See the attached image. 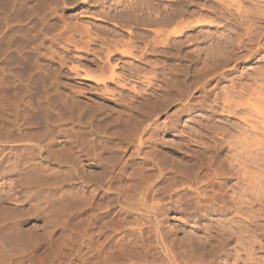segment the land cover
I'll return each instance as SVG.
<instances>
[{
	"label": "rangeland",
	"instance_id": "374dc122",
	"mask_svg": "<svg viewBox=\"0 0 264 264\" xmlns=\"http://www.w3.org/2000/svg\"><path fill=\"white\" fill-rule=\"evenodd\" d=\"M104 1L0 0V264H128L138 249L132 236H124L120 195L138 179L142 162L131 157L138 138L144 147L151 143L153 158L171 176L172 170L209 156L214 141L238 137L246 129L240 114H226L218 103L231 86H252L264 72V39L259 47H249L247 57L245 53L218 70L193 65L185 60L186 54L192 62L198 53L209 61L217 40L242 34L227 20L219 0H160L175 21L189 27L180 35L171 34L175 41L170 50L157 44L154 53L145 42L153 39L152 33L123 28L118 20L106 18L104 10L113 15L121 9ZM243 2L244 7H254ZM109 44L118 45L108 62L114 74L105 87L95 78L107 63ZM129 48L132 55L119 53ZM191 96L196 107L180 111ZM135 106L138 115L130 111ZM255 131L243 138L257 140L260 132ZM221 147L219 159L228 150ZM256 147L245 162L255 187L250 201L243 196L245 215L236 214L231 203L236 190L225 198L230 207L225 215L193 220L187 212L170 210L161 226L168 245L189 241L209 249L217 238L208 234L219 225H247L255 246L250 263L264 264V153ZM235 181L227 183L228 189ZM247 215L254 217L251 226ZM234 246L229 242L230 250ZM240 254L237 264L247 263ZM214 257L210 263L218 264ZM233 259L229 256L228 264Z\"/></svg>",
	"mask_w": 264,
	"mask_h": 264
},
{
	"label": "bare ground",
	"instance_id": "6f19581e",
	"mask_svg": "<svg viewBox=\"0 0 264 264\" xmlns=\"http://www.w3.org/2000/svg\"><path fill=\"white\" fill-rule=\"evenodd\" d=\"M246 1H250L247 2V4L251 3L254 7H252V9L251 7L250 8H248L247 6L244 7L245 4L243 0H219L221 4L219 3L220 6L218 5L220 9L224 12V15L228 16L227 20L231 21L230 23L233 22V24L235 25L234 27H236L238 31H241L242 34L237 32L234 34V37L232 38L226 36L223 37V39L220 38L221 40H217L218 42L216 43L217 45H215L216 47L213 50L210 49L211 51L208 56L209 61L206 59H202L199 53L197 54V56H195V62H192V60H188L189 54H186L184 56L185 60H187V62H191L193 65L201 64L202 66L205 67H213V68L215 67L216 69L217 68L219 69L220 66L221 67L227 66L230 61H237L240 58H243L247 53H251L252 48L249 49V47H253L254 45L259 47L261 45V40L264 39V1L261 0H246ZM104 2L107 5L109 4V2L114 3V4H109V6L114 7V9H117L118 8L117 6L120 5L119 8L121 9V10L117 9V12L114 11L113 15L112 12L110 11L107 12L105 10L104 12L102 11L103 14L106 16V18L108 17L110 20H118L119 25L122 26L123 28L128 27L134 30L145 31V33L146 32L152 33L153 39H151L150 41L145 39L148 49H151L152 53L158 51L157 44H161L162 50H166L167 47H169L170 50L171 43L175 41V39L174 40L171 39V34L174 35L177 33L180 35V33L183 30L188 29L189 27V24L187 23H186L187 25H184L183 22L182 25L181 21L180 23L178 21H175L176 19L175 16H171V12L167 8L166 10L163 9L160 0H105ZM140 28H145V30ZM128 32L130 31H127V33ZM80 33L82 34V32ZM81 34L80 36L83 35ZM146 37L147 36H145V38ZM110 44L107 46V48H105V54H104L105 57L104 59H106L107 63L104 64L102 61V64H104V66L102 67L100 66L99 69L100 73L98 74V77L95 78L96 81L94 80L95 82H97V84L98 82H101L103 86L106 85L105 82L106 80H112L114 74L113 66L109 64L110 63L109 60L111 59V54L116 51L118 44L117 45L114 44L113 46ZM176 46L177 45L175 43V45L173 46L175 47L174 49H177ZM262 46L264 47V44H262ZM130 48L128 49L129 51L122 50L121 52L120 50L119 53H123V54L127 53L132 55L133 51L131 50L132 48L131 49ZM175 54L179 56L180 55L179 50H177ZM115 55L112 54V56ZM247 56L248 54L246 55V57ZM88 74L90 75L91 73ZM149 81L146 83L149 84L150 83ZM253 83L254 84L252 86L241 83L240 85L237 84L238 87H235L234 85L231 86L227 94L224 92L225 93L224 98L220 99L218 104H220L221 106V111L225 112L226 114H231V115L240 114L241 115L239 117L241 119L240 122H243L242 124L246 126L245 128L248 129L247 130L248 132H250L251 129L253 130V128H254V132H256L255 130H257L258 133L260 132L259 136L261 135V138L258 135H256L257 133L255 134L254 132H251L255 134L254 139L258 137L257 140L248 141L247 136L243 138V136L247 134V131L246 129H242L243 130L242 134H239L238 137L230 136V138L226 140L221 138L214 141L213 142L214 145L213 148L210 150L209 156H199L196 159L195 163L190 165L189 167L187 168L178 167V169H175V171L172 170L170 176L163 173L164 170L162 171L160 169L161 166L159 164V161L156 160V158H153L155 152H153L154 147L151 146V143L149 146L146 143L147 146L144 147L145 144L144 143H143L144 145L141 144L142 141H140V139L138 138V142L136 143L134 147V151L131 156V157L135 156L134 158H138V159L140 158L142 162L140 163L141 165H139L140 167L138 171V177H136L138 179L135 182L136 184L134 186L131 187L128 186L129 189L128 190L126 189L125 191H123V194L120 195L123 204L120 206L119 210L123 211V215H124V217L122 218L123 226L127 227L125 228L126 230L124 229L125 230L124 236H126L127 238L129 236H132V238L130 237V239H132V243L134 244L133 247H136V249H138L136 250L134 248V251L136 250L137 252H134V256L130 261L126 259L129 261L128 264H135V263L136 264H211L214 256L215 257L217 256L216 258L219 259L218 264H228L229 256H233L234 257L233 264H237L238 259L241 258L242 256L241 254L239 255L240 252H243V256L247 262L245 264H252L250 263L252 262L251 256L253 255L252 252L255 247L254 241L252 240L253 231L249 229V227L246 224L245 227L232 226L235 225L232 224V222H234L235 220L233 218L234 216L230 219V223L232 225H228L229 223L221 224L216 229V232L214 234L212 232L208 234V237L211 235L212 236L215 235L214 237L217 238L216 246L211 247L209 249L207 248V246H205L206 244L203 246L202 244H198V245H194V243L188 244L189 241L187 244L181 243L179 245H175V244L168 245L167 241H165L164 236L161 232V226L163 222L166 221L167 218L166 215L168 214V212H170V210L181 213L187 212L186 214L192 216V218H194L193 220L205 219L209 215L227 214L230 211V207L227 201L225 200V198L230 190L232 192L234 190L237 191V193L235 192L238 195L236 198L234 197V195L231 196V203L232 205H234L235 208L234 210L237 212L236 214H241L242 212V215H245V212H243V207H241L243 205V201H246L243 200V196H245V198L249 200V198H251L250 196L254 193L253 191L255 188L254 186H251L253 184L251 183L252 176L251 175H250L251 177L249 176L250 174L248 171L249 167L245 164V162L248 160V158L249 159L251 158L250 157L252 155L251 150H253V148L254 149L257 148L256 146H258V149L260 147L264 153V109H263L264 72L263 71L259 72L258 76L254 78ZM176 87L177 86H175V89ZM202 87H204V84L202 85ZM109 96L113 98L114 101L119 100L117 98V95L112 94V96L111 95ZM194 98L195 97L193 96L188 97L181 105L180 111L188 112V109L196 107ZM214 100H219L218 96ZM119 102L121 103V101ZM211 109L213 108L211 107ZM130 111H132L131 112L132 114L136 113L138 115V106L133 107ZM176 112H178V110ZM246 112L249 113L250 115L249 114L248 116L244 115L246 114ZM216 142L218 143L216 144ZM221 145H224V147L227 148L228 150L226 151L224 158L219 159V152H220L219 150L222 148ZM143 147L144 149H148V151L143 152ZM223 151H225V149H223ZM259 157L257 158L259 159ZM80 164L81 162L79 161V165ZM155 170H157V174H152V171ZM78 177L82 178L83 176L81 177V175L79 174ZM252 178H254V176ZM234 179L236 180L234 185L232 186V188L228 189L227 183L231 182ZM255 186L257 187V185ZM113 188L115 190V187ZM257 194H255V196ZM248 217L250 221L249 225L251 226L254 224V221L252 222L254 217H250V216ZM233 241L235 242V246L230 250L228 248V244L229 242H233ZM128 248L126 250H128ZM122 249L123 248H121L119 252H121ZM129 251H132V249L131 250L129 249ZM231 252L232 255H230ZM123 253L124 252L118 254L119 255L121 254L122 256ZM127 253L125 256L127 257L128 255L127 258H129L131 256L130 252L129 254ZM131 254L133 253L131 252ZM206 259H208V261ZM209 260H211V263Z\"/></svg>",
	"mask_w": 264,
	"mask_h": 264
}]
</instances>
